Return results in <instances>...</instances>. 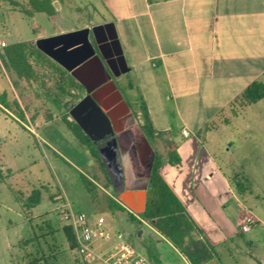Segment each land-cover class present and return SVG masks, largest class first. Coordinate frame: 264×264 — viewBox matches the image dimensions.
<instances>
[{"label": "crops", "instance_id": "obj_1", "mask_svg": "<svg viewBox=\"0 0 264 264\" xmlns=\"http://www.w3.org/2000/svg\"><path fill=\"white\" fill-rule=\"evenodd\" d=\"M65 1L76 5L74 0H55L57 17ZM83 6L77 10L92 14L90 20L69 28L56 24L51 33L41 30L34 40L114 24L129 68L115 80L117 88L140 126L148 116L159 133L152 141L168 147L159 173L219 251L243 234L242 210L224 163L214 151L254 105L240 103L242 93L254 81L264 83V0H85ZM12 10L20 13L13 5ZM102 13L106 18L95 22V15ZM87 76L96 74L90 69ZM120 86L138 103L136 110ZM172 150L181 160L179 166L168 161ZM97 172L108 184L110 178L99 165ZM138 192L111 197L132 211L121 195L129 194L141 206Z\"/></svg>", "mask_w": 264, "mask_h": 264}, {"label": "rangeland", "instance_id": "obj_2", "mask_svg": "<svg viewBox=\"0 0 264 264\" xmlns=\"http://www.w3.org/2000/svg\"><path fill=\"white\" fill-rule=\"evenodd\" d=\"M74 1L77 6L66 1L62 7L59 4L61 17L52 23L44 13L26 17L12 10L10 0H0V37L7 43L33 41L36 32L51 33L56 24L69 28L80 20H90L92 14L77 10V7L85 9V0ZM104 17L103 13L95 15V22ZM2 54L0 52V100L7 105L0 102V264H27L35 257L36 249L22 244L31 237L29 217L33 218L32 225L43 229L49 222L55 231L54 235L41 240L43 250L56 255L52 264H77L75 258H81L76 250L69 249L56 210L59 203L65 202L63 195L76 212L88 213L94 219L103 218L112 233L128 236L137 250L153 263L186 264L175 247L141 218L144 190L138 192L142 194L141 206L133 203L132 211L137 220H131L123 211H105V198L115 195V188L107 187L106 180L100 179L96 159L64 124L63 117L73 120L65 107L71 100L68 96H60L61 100L57 97V78L47 77L48 70L42 68L37 69V82L20 79L4 65ZM120 89L136 110L138 103L131 100L125 87L120 86ZM54 99L60 100L59 107ZM240 103L244 104L241 100ZM150 143L162 158L168 147H163L159 141ZM216 144L219 147L214 154L224 163L223 170L229 175L239 203L259 221L250 232L230 239L219 250L221 264H264V99L244 112L239 126H233L227 138ZM85 179L99 185L97 202L84 185ZM237 182L245 186L243 194L238 193ZM35 187L42 189V199L28 216L23 214L14 193L21 191L27 196ZM56 196L57 203L52 199ZM232 203L236 207V201ZM41 233L47 231H39ZM98 245L94 247L97 249ZM109 246L111 243H107Z\"/></svg>", "mask_w": 264, "mask_h": 264}, {"label": "trees", "instance_id": "obj_3", "mask_svg": "<svg viewBox=\"0 0 264 264\" xmlns=\"http://www.w3.org/2000/svg\"><path fill=\"white\" fill-rule=\"evenodd\" d=\"M54 1L55 0H27L26 3H20L11 0V3L14 8H17L18 11L26 17H33L37 13H44L49 19L56 20L58 12L53 4ZM58 1L61 2L63 0ZM37 33L39 32H36V34ZM1 56L7 68L14 71L20 79L29 82L38 81L37 69L44 68L48 70L47 77L57 78L55 79L59 91L57 97L61 100L60 96H68L71 100L65 105L68 111H70L74 105L72 101L78 100L85 92L84 86L76 81V79H74L62 66L40 51L33 42L10 43L4 47ZM59 99H54L58 107ZM262 99H264V83L261 81H254L240 96L241 102L247 105L255 104ZM0 102L5 106L7 105L4 101L0 100ZM19 116L22 118L24 117L22 113H19ZM63 122L72 135L88 148L92 156L98 162L100 169L106 177H108V173L97 151L99 143H95L74 120L63 117ZM141 128L149 142L159 134L150 123L147 115L146 123L143 124ZM168 161L173 166H179L181 163L179 156L174 150L171 151ZM162 164L163 159L159 157L155 151L152 171L146 189L145 207L141 213V218L145 222L150 223L151 227L156 230V232L168 240L189 264H206L213 259H218L221 263L219 251L203 235L182 202L160 175L159 169ZM84 185L91 193L93 201L97 202V186L88 179H85ZM106 186H112L111 180L108 181ZM41 190V188L35 187L27 196L21 191L14 193L16 201L22 208L23 214L30 216L31 210L40 204L42 199ZM245 190V186L237 182L238 193L243 194ZM52 199L56 203L59 201L57 196ZM105 200L104 208L107 209L105 211H123L128 214L131 220H137L133 211L122 205L119 201L112 197H106ZM32 219V217H29L31 237L26 239L22 244L24 246L32 245L36 251L35 257L27 264H52L51 261L56 260V255L52 253L47 254L43 250L41 240H45L47 235H54L55 231L49 222L46 223V227L43 229L39 225H32ZM60 222L62 224L61 232L68 243L69 249L71 251H77V242L72 226L62 221ZM39 231H47V233H41L40 235ZM75 261L77 264H86L82 259L75 258Z\"/></svg>", "mask_w": 264, "mask_h": 264}, {"label": "water", "instance_id": "obj_4", "mask_svg": "<svg viewBox=\"0 0 264 264\" xmlns=\"http://www.w3.org/2000/svg\"><path fill=\"white\" fill-rule=\"evenodd\" d=\"M53 4L56 9L59 8L57 2ZM107 30H111L112 35L100 40L98 32L106 35ZM33 44L84 86L87 95L69 113L82 130L95 143H99L97 151L116 193L146 190L155 152L112 79V75L119 77L129 70L114 24L105 23L38 38ZM112 44L117 45L118 51L106 55L103 46L111 49ZM90 69L96 77H102L91 86L84 80L90 78L87 76ZM121 199L131 208L134 207L129 194H122ZM206 264L221 263L213 259Z\"/></svg>", "mask_w": 264, "mask_h": 264}, {"label": "built area", "instance_id": "obj_5", "mask_svg": "<svg viewBox=\"0 0 264 264\" xmlns=\"http://www.w3.org/2000/svg\"><path fill=\"white\" fill-rule=\"evenodd\" d=\"M4 47L6 43L0 39V52L3 53ZM184 135H187L186 131ZM239 207L242 210L240 231L250 232L258 220L242 204ZM56 210L60 221L72 226L77 252L86 264L96 261L103 264H155L137 250L128 236L121 232L112 233L103 218L94 219L85 212H76L66 201L59 203ZM107 243L111 246L107 247Z\"/></svg>", "mask_w": 264, "mask_h": 264}, {"label": "flooded vegetation", "instance_id": "obj_6", "mask_svg": "<svg viewBox=\"0 0 264 264\" xmlns=\"http://www.w3.org/2000/svg\"><path fill=\"white\" fill-rule=\"evenodd\" d=\"M106 32V35H105V33H103L102 31H99L98 32V38L100 39V40H103L104 38H108L109 36H111L112 35V31L111 30H107V31H105ZM93 43H94V45L96 46V42H95V40H94V38H93ZM111 49H108V48H106V47H104L103 46V50H104V53L106 54V55H109L110 54V52L112 51V52H116V51H118V47H117V45L116 44H112L111 45V47H110ZM111 52V53H112ZM110 61L112 62V59H110ZM102 79V77L100 76V77H94V78H84V80L87 82V84L88 85H93L94 83H96V82H98V81H100ZM112 79L115 81V80H117V77H113L112 76ZM87 94H86V90H85V92L83 93V95L75 102V104L73 105V106H75L83 97H85Z\"/></svg>", "mask_w": 264, "mask_h": 264}, {"label": "bare ground", "instance_id": "obj_7", "mask_svg": "<svg viewBox=\"0 0 264 264\" xmlns=\"http://www.w3.org/2000/svg\"><path fill=\"white\" fill-rule=\"evenodd\" d=\"M138 198H139L140 203L142 204V194H138Z\"/></svg>", "mask_w": 264, "mask_h": 264}]
</instances>
